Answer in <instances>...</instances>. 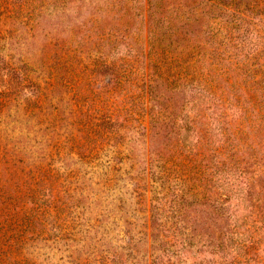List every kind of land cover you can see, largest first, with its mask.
<instances>
[{
    "label": "rangeland",
    "instance_id": "1",
    "mask_svg": "<svg viewBox=\"0 0 264 264\" xmlns=\"http://www.w3.org/2000/svg\"><path fill=\"white\" fill-rule=\"evenodd\" d=\"M253 40L264 0H0V264H264Z\"/></svg>",
    "mask_w": 264,
    "mask_h": 264
},
{
    "label": "trees",
    "instance_id": "2",
    "mask_svg": "<svg viewBox=\"0 0 264 264\" xmlns=\"http://www.w3.org/2000/svg\"><path fill=\"white\" fill-rule=\"evenodd\" d=\"M161 5V2H156V4H154V6H156V8H158L159 6ZM239 13H241V11H239ZM242 14H243V18L242 20H246L245 19V16H246V13L245 11H242ZM221 24L224 26V28H226L225 26H229V21H225V22H221ZM240 31V30H239ZM223 33V32H222ZM226 38L228 39H231V38H234L231 33H229V31L227 32V34L224 35ZM245 38V36L243 37ZM258 38V37H256ZM237 39H239V37H237ZM242 45V41L237 45V47H241ZM251 46H249V51L246 53V58L250 61H252V65H256V61L257 60H264V43L260 42V41H257V40H253L252 43L250 44ZM132 50V49H131ZM238 50V49H237ZM242 52H243V48L240 49ZM203 76L204 78L209 81L211 79V73H210V70L207 69V71H205V73L203 72ZM214 83H216L213 79L210 80ZM209 81V82H210ZM207 85V84H206ZM198 92H201V95H203L204 97H207V101L204 100V102H201L200 104H202V109H198V111L196 112V114L194 115V118L191 119L190 121H187L186 123V126L189 127V128H193L194 129V132L196 133V135L199 134V130H200V127L199 126V122L201 121V118H202V114L200 113L201 111H203L205 109V104H207V109L208 110H211L214 114L217 112L218 108H219V105H212V104H208V99H209V102H211L212 100H220V98L216 99L213 91H209V90H206V87L205 86H202ZM200 94V93H199ZM200 111V112H199ZM224 127V126H223ZM222 127V134L223 135H226L227 134V129L224 127ZM225 149V148H223ZM183 152L184 153V158L187 160V161H190L192 163L196 162L198 159H200L201 157H206V155L204 156V152H203V149L201 148V141L199 140V138H197L196 140V143L193 144V145H190L189 147H184L183 146ZM225 152V151H224ZM226 153V152H225ZM222 153H220V151L218 152L217 154V157H222ZM205 166L207 167V165L205 164ZM264 165H262V168L260 169V172L261 173H264ZM200 175L201 177L204 178V180L207 182V180L209 179V174H208V171L207 169H203L202 171H200ZM246 183V182H245ZM249 183V181H248ZM247 183V189L249 187V183ZM217 195H218V198L220 197L221 193L220 192H217ZM221 198V197H220ZM252 206H255V204H253ZM252 217H254V221L256 222L258 218V215H255V213L253 214H250ZM255 215V216H254ZM249 217H247L246 219L243 220V225H245L247 223V219ZM247 242H249V244L247 245ZM254 241L252 240H249V241H246L245 239L241 238L235 245V251H236V254L235 256H233V260L231 261V264H242V261H240V257H244L245 258V261H247V259L249 257L251 252H249L248 250L251 247V244L254 245ZM184 247H179V249H176V250H168L166 251V255H167V259L170 260V257L172 256H176V257H179L180 259L182 258H188L187 254H185V251L183 250ZM240 250H245L243 253H240L239 251ZM180 251H183L180 253ZM160 263V262H159ZM158 263V264H159ZM108 264V263H107Z\"/></svg>",
    "mask_w": 264,
    "mask_h": 264
}]
</instances>
